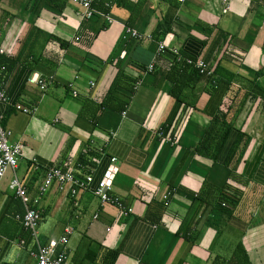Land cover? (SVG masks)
<instances>
[{"label": "crops", "instance_id": "obj_1", "mask_svg": "<svg viewBox=\"0 0 264 264\" xmlns=\"http://www.w3.org/2000/svg\"><path fill=\"white\" fill-rule=\"evenodd\" d=\"M222 1L148 0L133 27L145 39L135 41L125 34L128 8L114 0L88 21L63 0H0L7 98L0 128L10 145L24 148L0 183V264H36L37 245L62 237L68 264H212L230 259L239 244L249 264H264V76L256 79L264 65V0H228L226 14ZM172 48L207 61L216 79L187 84L177 96L182 104L165 78ZM118 73L128 78L116 94L128 101L125 110L98 111ZM33 74L53 83L41 92L28 82ZM201 145L209 157L197 152ZM80 155L88 167L78 174L92 179L86 189L72 196L53 186L38 197L46 172L71 170ZM111 158L118 173L110 194L123 211L100 207L94 196ZM14 178L38 201L37 240L17 219L24 209L10 189ZM223 194L238 206L221 207Z\"/></svg>", "mask_w": 264, "mask_h": 264}, {"label": "built area", "instance_id": "obj_2", "mask_svg": "<svg viewBox=\"0 0 264 264\" xmlns=\"http://www.w3.org/2000/svg\"><path fill=\"white\" fill-rule=\"evenodd\" d=\"M70 3L77 4L84 9L83 18L85 20H89L93 14L95 13L94 10L91 9V3L93 0H67ZM183 1V0H178ZM223 4L225 8L222 10L223 14L228 12V0H223ZM113 21L107 18V23L111 24ZM125 34H128L134 40H142L145 38L143 35L139 34L134 30H125ZM151 39L150 37H147ZM166 49L164 43L158 44V51L162 52ZM172 54L175 56L176 60L180 62L182 60L179 52L177 49L172 48L170 50ZM186 64L192 66L196 70L199 71L200 74L210 76L212 74L213 69L211 68L210 64L206 63L202 60L192 61L191 59L185 60ZM151 70V67L149 68ZM29 84L31 85H39L40 88L43 87L42 81L39 79L37 74H33L29 78ZM6 93L5 89L2 86V82L0 79V102L6 101ZM16 110L21 111L23 113H27L28 109L24 108L20 105L16 106ZM167 141L170 144H175L174 139L168 137ZM24 155V148L21 144L10 145L8 143V133L0 128V183L3 180L4 176L6 175L8 170L14 171L17 169L18 160L20 157ZM34 162V161H33ZM118 173V168L116 166V159H111L110 163L102 177V179L97 184L95 189L94 195L100 202V207L105 205H110L117 208L119 211L124 210V206L121 202L115 199H111L109 197V193L112 189L113 182L115 177ZM91 181L89 176H86L83 181H76L70 171L63 172L59 167L51 168L46 172L40 186L38 187V197H42L53 187L57 186L60 190L69 189V192L74 196L76 194V187L75 186H86ZM10 189L12 190L15 198L20 201L22 207L24 209V214L21 218L17 217V219L22 224L23 228L29 231L33 238L37 240V230L38 224L40 222V212L32 209L30 204L38 202L37 199H32L27 194L25 186L17 179L14 178L10 182ZM166 194L163 200H167ZM76 205V204H75ZM97 216L93 217L96 220ZM66 245H67V238L62 237L59 240H51L45 245H37V249L35 252L31 253V256L36 260V264H68L67 262V253H66ZM62 248L58 251L59 248Z\"/></svg>", "mask_w": 264, "mask_h": 264}, {"label": "trees", "instance_id": "obj_3", "mask_svg": "<svg viewBox=\"0 0 264 264\" xmlns=\"http://www.w3.org/2000/svg\"><path fill=\"white\" fill-rule=\"evenodd\" d=\"M63 1H66L68 3H70L69 1L67 0H63ZM178 1V0H177ZM114 2L116 3L117 6H122V7H125V8H128L129 10V13H130V16L128 18V22H127V25H126V29H129V30H133V27H134V23L136 22V20L139 18V15L140 13H142V10H143V6L148 4V0H136L133 5L132 4H129L128 2H126L125 0H114ZM180 2V1H179ZM183 2V1H181ZM73 4V3H72ZM79 6V5H78ZM83 13H84V9L79 6ZM108 7H110V3H106L104 2V0H93L92 3H91V9L94 10L95 12H106L107 13V9ZM83 13H82V16H83ZM96 13L93 14V16L89 19L91 20L94 15ZM84 19V18H83ZM88 21V20H87ZM162 37H164V33H162ZM80 37H81V34L79 36H77L75 38L76 41H80ZM151 38V36H150ZM159 38V36L156 35V33H152V39H154L155 41H157ZM145 39V38H144ZM49 40L55 42L58 44V46H60L62 49H64V47L66 46V44L64 42H62L60 39L56 38V37H50ZM134 40V39H133ZM135 41H138V40H135ZM163 43V42H161ZM182 60L180 62H178L175 58V56H173V63H172V68L169 70V72L165 75V78L166 79H169L172 83H173V87H172V90L170 91V94L173 95L177 101L179 103L182 104V101H183V98H177V96H181V89L187 87V84L189 85L190 83H198L200 81H205L207 84H210V85H213L216 83V79H215V76H214V71H212V74L210 76H206V75H203V74H200L198 70H196L195 68H193L192 66L186 64L185 60L186 59H189V57L185 56L183 53H181L179 50H178ZM44 59V57L42 58V60ZM192 59V58H191ZM192 61H194V59H192ZM206 63H208L207 61H205ZM152 70V69H151ZM175 72V74H173ZM39 76V79L42 81V83L44 84L42 88H40L39 85H34L36 86L41 92H45L48 85H51L53 83V78L52 77H48V78H42L41 75L37 74ZM172 75H174L176 78H174ZM264 76V65L263 67L261 68V70L259 72L256 73V79H260L261 77ZM1 78V77H0ZM128 79L125 75H123L122 73H118V75H116L115 77V80L112 82L109 90L107 91V93L104 95L103 99L101 100V102L99 103L98 105V111H101V110H105V109H108L110 111H113V112H117V113H122L126 106H127V102L128 101H123L122 99H120L118 97V95H116L118 93V90H119V86H121L123 80H126ZM186 83V84H185ZM129 84H131V87L129 86L128 90H126L125 92V96L126 99H129L128 98V95H131L133 93V90H132V87H133V84H134V81H130ZM70 84L67 85L66 89L67 90H71V94L75 96V92L72 90V88H70ZM6 93V92H5ZM120 96V94H119ZM246 99V98H245ZM234 102V100H233ZM244 103V102H243ZM243 103L240 104L237 108V110L235 112H233L231 115H238L243 107ZM232 101L230 102L229 105H226L224 107V110H226V112L224 111V113L227 115V113H229V110L232 109ZM262 108H264V97L262 98ZM16 110V106L14 108ZM28 109V108H27ZM18 111V110H16ZM97 111V112H98ZM18 112H21V111H18ZM23 113V112H21ZM31 113V110L28 109V112L27 113H24V114H29ZM94 115V118H95V115L97 114H93ZM229 116V115H227ZM231 117V116H230ZM96 119V118H95ZM226 118H223L222 119V123L221 125L222 126H227V128H231L230 125H228L229 123L227 121H225ZM229 122L231 121L230 118L228 119ZM226 122V123H225ZM232 122V121H231ZM230 122V123H231ZM227 124V125H226ZM228 130V129H227ZM175 142V141H174ZM177 142H175L176 144ZM174 144V145H175ZM208 146V144H207ZM69 147V145H68ZM201 150L203 152H201ZM209 147H206V148H203L202 149V145L200 146V148L197 149V152L199 154H201L202 156L204 157H209ZM208 152V154H206ZM90 153H88L89 155ZM92 158V156H90V159ZM113 159V158H111ZM115 159V158H114ZM85 160H86V157H84V155H80L79 159H78V162L76 163L75 167L71 170H67V169H64L63 167H59L63 172H67V171H70L72 177L77 181H83V179L86 177V176H89L88 174L86 175H81V174H78V171L80 169H85L86 167H88L87 163H85ZM91 163H93V159L90 161ZM90 166V165H89ZM108 167V166H107ZM53 168H57V167H53ZM107 169V168H106ZM78 170V171H77ZM106 171V170H105ZM105 173V172H104ZM46 175V174H45ZM104 175V174H103ZM91 178V177H90ZM116 178V177H115ZM92 181V179H91ZM90 181V182H91ZM89 182V183H90ZM88 183V184H89ZM88 184L84 187V186H81L79 187L78 185L75 186L76 187V194H77V191L78 190H84L86 189V187L88 186ZM96 189V188H95ZM95 192V190H94ZM28 194V193H27ZM75 194V195H76ZM169 194V193H168ZM74 195V196H75ZM95 196V195H94ZM170 196H172V193H170L167 198H169ZM109 197L111 199H115L117 200L116 198H114L110 193H109ZM230 197H224V194L223 196L221 197V200L219 202L220 206L221 207H224L225 205L230 207L231 209H233L235 206H238V200L236 198H231L232 200H229ZM238 201V202H237ZM226 204H225V203ZM237 204V205H236ZM22 205V204H21ZM37 205V202L36 203H31L30 206L32 209H35L37 211H39L36 207ZM40 212V211H39ZM23 214H24V211H23ZM22 214V215H23ZM40 217H41V212H40ZM62 248L60 247L58 249V251H60ZM212 264H249V261H248V257H247V254L243 248V246L241 244H239L237 247H236V250L234 251L233 255L231 256L230 259L228 260H225V259H221V258H216Z\"/></svg>", "mask_w": 264, "mask_h": 264}]
</instances>
